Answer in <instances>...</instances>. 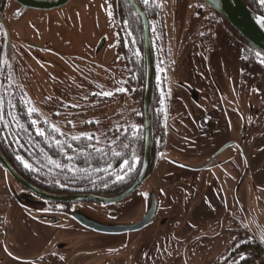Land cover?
Masks as SVG:
<instances>
[{"label": "flooded vegetation", "instance_id": "obj_1", "mask_svg": "<svg viewBox=\"0 0 264 264\" xmlns=\"http://www.w3.org/2000/svg\"><path fill=\"white\" fill-rule=\"evenodd\" d=\"M132 1L140 8L147 22L150 58H148L146 53L143 19L130 0H70L63 6L49 10L26 8L13 0H0V97L3 98V109L4 113H7V118H11L14 112L18 111L19 108L21 109V106L16 104L21 103L23 106L26 104L24 106L26 109L29 107L36 109L34 113H49V116L52 117L51 124L55 128L63 126L64 133L69 138H73L84 131L83 124L87 121L83 120V117L87 112L88 104L96 108L103 107L105 105L103 103L104 99L108 97L119 98V100L115 99L116 101L111 100V102H123L120 98L124 96L123 94L127 89L131 90V92L129 91L130 97L134 101H138L135 95L143 88V109L146 83L150 72L151 94L147 109L150 131V157L145 180L152 171L158 168L166 149L170 148L174 152L181 151V148L187 147L185 149L191 150L193 145L199 144L198 140L201 137L200 133H202L203 128L211 127L212 133L218 139H221L225 133L224 138L229 134L231 107L223 102V100L227 101V97H229L226 90L225 68L220 62V55L214 56L220 48L216 49L217 52L215 50V52L212 51L214 52L213 54L210 52L209 57L206 59L198 58L200 55L197 54L195 49H197L198 45H204L207 41L209 42L207 36L214 38L216 42L218 34H221V36L229 35L231 38H233V35L224 25L222 18L204 2L208 10L203 12L196 10L194 15L195 19H203L201 22L203 25L201 33L203 35H200V37L205 38L199 40V36L194 37L196 33L191 36V31L201 25L197 22L193 26L195 20L193 17L186 19V16H181V22L183 23L182 31L180 32L181 37H184L185 41L187 33L190 35L187 36L186 42L183 43L180 55L172 62L170 48L168 42L164 40L162 31V29H165L166 32L165 19L168 15L166 13L161 14L160 10L156 9L154 2L144 5L142 0ZM252 7L257 13L264 16V3H261V0L252 1ZM175 14L174 10L173 16L176 19ZM83 19H85L84 23ZM154 22L157 23V29L153 24ZM78 29L80 30L79 32H77ZM221 36L219 37L220 43H222ZM236 42L241 47L243 46L240 41L236 40ZM194 47L196 48L194 49ZM198 52L200 53V51ZM262 59H264L262 55L255 58L256 62L264 67V63H261ZM262 74H264V69L257 76H262ZM36 81L46 82V88H41V85H38ZM196 81H198V84L195 83ZM31 82L36 86L34 90L33 85H28ZM121 88L125 89V91H119ZM37 90L43 93V97L50 99L46 107L40 101L32 99L37 95ZM102 92H112L113 95L104 96L101 95ZM184 96L189 101V104L185 102ZM223 97L227 100L223 99ZM173 103L181 106V114L174 109ZM10 104L11 106H9ZM92 111L93 109L91 108L88 112ZM248 111L247 115L238 112L242 137L238 141L233 140L232 142L223 141V138L221 140L223 142L217 149L206 157L204 164L201 165L204 166L203 168L201 166L193 167L185 162L169 159H166V164L183 170L221 168L227 161V159H220L221 154L228 147H233L237 150L242 160L243 168L238 170L239 184H241L250 172L249 157L244 149L246 135L250 129L254 128L251 120L264 113V102L260 107L250 104ZM7 118L5 117V120L0 121V127L3 129L10 128V125L14 126L17 123ZM92 120L98 123L104 119H91L89 121ZM143 121L145 128L144 109ZM19 122L21 126L24 124L22 121ZM115 123H111L110 126L122 125ZM191 127L196 129L195 134L191 133ZM170 129H172V133H170ZM53 132L54 134L57 133L55 130ZM5 133L8 132L5 131ZM212 133H207L209 135L206 137H211ZM12 134L11 137L13 138L14 135ZM5 137H0L1 155L19 177L34 189L42 193L61 196L95 195L89 193L60 194L56 190L51 189L53 183L49 180L45 184L44 182H37L34 176H25L27 172L22 169L21 164H19L20 161L17 159V156H21L25 161L27 160L26 155L23 153L26 147L21 142L22 139L18 138V136L16 139H6ZM3 140L11 143L8 148L3 145ZM176 141L177 146L175 145ZM230 143L233 144L218 153L223 146ZM145 144L146 138L141 168L145 155ZM215 154L217 155L215 156ZM64 156L68 160L69 157L71 159L74 158L76 154ZM213 156L215 158L211 160ZM0 170L3 177L9 176L19 186L15 190V186L12 187L7 183L5 184L6 192L10 195L8 204L12 209L18 207L30 211L25 213L27 222H36V219H40V216L34 214L33 209L47 208L51 211L64 212L68 214V217H76L78 222L85 216L101 224H116L95 219L84 212L82 208L75 207L78 203L94 201H54L20 184L1 163ZM166 172L170 174L171 171L167 170ZM216 195L218 196V194ZM150 197H153L157 203V212L158 200L155 192H152ZM149 204L150 202L148 201L147 207ZM11 213L15 217V212L12 211ZM224 213L226 212L224 211ZM8 214L6 213L7 216ZM224 217H228L227 213ZM3 219L5 220L6 216ZM41 219H45L50 224L58 222V219L45 215ZM81 225L89 229L83 224ZM145 227L141 230L145 229ZM89 231L93 230L89 229ZM223 231L227 236H230V239L217 256L209 259L208 264H218L224 259L227 264H232L229 263L231 262L232 252L236 250L238 244L242 243V240H254L260 248H264V243L245 226L229 227L228 229H223ZM7 233L5 225L1 222L0 251H3V247H5L6 239L4 237L6 235L7 238ZM96 233L111 237H121L120 235H127L130 232L120 234ZM176 249L177 245L170 243L161 253L166 254L169 250L174 251ZM192 249L186 251H191ZM30 251H21V253L26 255ZM83 252L89 253L88 251ZM261 252H263L262 255L264 257V250H261ZM36 254L31 255V257H34L27 259V262L30 261L28 263L32 264H55L58 259L53 253H47L45 256H36ZM174 255L172 253L167 258L173 257L174 261L181 263L182 256L176 258ZM106 264L123 263L121 260H107ZM135 264H140L136 257Z\"/></svg>", "mask_w": 264, "mask_h": 264}, {"label": "rangeland", "instance_id": "obj_2", "mask_svg": "<svg viewBox=\"0 0 264 264\" xmlns=\"http://www.w3.org/2000/svg\"><path fill=\"white\" fill-rule=\"evenodd\" d=\"M153 2L161 14L168 15L165 19L166 32L165 29L162 31L164 40L168 42L170 58L173 62L180 55L181 47L190 35L187 33L185 41L184 37H181L183 26L181 16L195 19L196 10L207 11L209 6L204 4V0H154ZM174 10L177 22L173 16ZM202 21L203 19L194 20L193 26L197 22L201 26L191 31V36L196 33L194 37H200ZM153 24L156 28L157 23ZM227 24L225 21L224 25L233 38L218 34L215 42L214 38L207 36L209 42L198 45L197 49L194 47L201 56L198 58L204 59L209 57L210 52L214 50L217 52L216 49L220 48L214 56L220 55V62L225 68L226 90L229 97L228 100L223 97L228 101L223 100V102L231 107L230 132L226 138L223 137L226 133L218 139L212 133L211 127L203 128L198 140L199 144L193 145L191 150L185 149L187 147L174 152L170 148L166 149L158 168L125 199L111 204L88 202L75 205L82 208L89 216L103 222L133 224L143 217L150 194L155 192L158 208L152 222L140 232H130L127 235H120L121 237L89 231L78 222V218L68 217L64 212L51 211L47 208L33 209L34 214L40 216V219H36V222H27L25 213L30 211L18 207L12 209L8 204L10 195L6 192L5 184L15 186V190L19 186L9 176L3 177L0 170V221L5 225L6 233L8 228L7 238L6 235L4 237L5 247L0 251V264H32L28 263L30 261L27 262V259H31L34 257L31 255L36 253V256L53 253L58 258L55 264H106L107 260H121L123 264H135V257L140 264H208L209 259L217 256L230 239L223 229L236 228L238 225L245 226L264 243V113L251 120L254 128L246 135L244 149L249 157L250 172L241 184H239L238 170L243 168L242 160L233 147H228L221 154L220 159H227L221 168L183 170L166 164V159H169L185 162L193 167L203 165L206 157L223 141H238L242 137L238 112L247 115L250 104L260 107L264 102V74L257 76L262 73L264 67L250 71L243 66L242 47L236 42L237 38L232 27ZM79 31L78 29L77 32ZM204 38L200 37L199 40ZM36 83L41 85V88H46V82L36 81ZM195 83L198 84V81ZM28 85H33V90L36 88L33 82ZM129 91L131 92L127 89L120 98L123 102H111L108 97L104 99L103 107L96 108L88 104L83 120L100 118L104 120L99 121L94 127L86 128L84 133H100L115 122L122 125L135 124L137 101L130 97ZM36 93L37 95L32 99L40 101L46 107L50 99L43 97V93L39 90ZM184 100L189 104L185 96ZM173 106L178 113H182L181 106L176 103H173ZM209 107L211 108L210 105ZM91 108L93 111L88 112ZM40 116L42 115L37 114L35 119L37 123ZM195 132L196 129L192 128L191 133L195 134ZM207 133H212L211 137L207 138L206 136L209 135ZM223 138L224 140L221 141ZM175 145L177 146V141ZM167 170L171 171L170 174L166 172ZM12 211L15 212V217ZM224 211L228 217H224L226 215ZM6 213H9L8 216ZM44 215L58 219V222L50 224L45 219H41ZM4 216H6L5 220ZM170 243H175L177 249L169 250L166 254L161 253ZM191 248H193L191 251H186ZM26 250L31 251L26 255L21 253ZM172 253L176 258L182 256L181 263L174 261L173 257L167 258Z\"/></svg>", "mask_w": 264, "mask_h": 264}, {"label": "trees", "instance_id": "obj_3", "mask_svg": "<svg viewBox=\"0 0 264 264\" xmlns=\"http://www.w3.org/2000/svg\"><path fill=\"white\" fill-rule=\"evenodd\" d=\"M243 1L255 11L252 7V1L254 0ZM223 22L225 21L223 20ZM232 31L235 33L237 40L243 45V66L250 71H256V68L262 69L263 66L257 63L255 58L257 53L262 56H264V53L254 48L235 30ZM143 91L142 88L135 95L138 100L134 116L135 124L109 126L98 134H87L83 131L78 133L79 136L77 137L79 139H73L64 133L63 126L56 127L60 131L54 134V127L51 124L52 117L49 116V113L39 112L38 115L42 116H40L39 122L33 125L32 121L36 119L37 113L30 114L28 109L24 107L26 104L23 106L19 103L16 105L21 106V109L19 108L18 111L14 112L11 118H7V113H4L2 120H5L6 117L8 120L17 123L14 126L10 125V128L3 129L0 127V137L6 136V139H16L18 136L22 139L21 142L26 147L23 153L27 157L26 161L31 165V168H25L19 160L22 169L27 172L25 176H34L37 182H44L45 184L49 180L53 183L52 190H56L60 194L89 193L103 197L116 196L129 188L140 172L145 143L142 109ZM108 99L119 100V98ZM19 121L24 122V124L21 126ZM96 124V121H87L83 124L84 130L94 127ZM37 128L42 129L45 134L43 136L39 135ZM5 131L8 133H5ZM11 133L14 135L13 138ZM88 137H91V139ZM57 140L60 141L59 144H57ZM10 144L9 141L3 140L5 147L8 148ZM67 154H76V156L67 160L64 156ZM52 160H55L61 167L57 168L50 162ZM124 161L129 163L125 164ZM118 176L120 179H117ZM261 250H264V248H260L254 240H242V243L238 244L236 250L232 252L231 262L229 263L258 264L264 260ZM218 264L227 263L224 259Z\"/></svg>", "mask_w": 264, "mask_h": 264}, {"label": "water", "instance_id": "obj_4", "mask_svg": "<svg viewBox=\"0 0 264 264\" xmlns=\"http://www.w3.org/2000/svg\"><path fill=\"white\" fill-rule=\"evenodd\" d=\"M13 1H15L16 3L26 8L49 10V9H55L60 6H63L70 0H13ZM130 1L143 19L144 31H145V41H146V53H147L148 58H150L149 35H148V26H147L146 19L143 13L141 12L140 8L132 0ZM204 1L209 6V8L213 10L215 13H217L222 19H224L233 28V30H235V32L239 36H241L244 40H246L249 44H251L258 51L264 53V23L260 22L261 18L264 17L263 15H260L256 13L255 11H253L252 9H250L243 0H204ZM150 94H151V76L149 72L148 80L146 83L144 102H143L145 129H146V136H145L146 144H145V155H144L143 165H142L140 174L138 178L136 179V181L127 190H125L123 193L117 196L106 198V197H100L96 195H73V196H63L62 195L61 196V195H52V194L42 193L34 189L31 185L26 183L23 179H21L19 175L11 168L9 163L4 159L1 153H0V163L8 171V173L15 180H17L20 184H22L23 186L31 190L38 192L41 196L45 198L52 199L54 201H59V202L89 200V201H94V202H99V203H116L126 198L135 189H137L138 186L141 184V182L144 180L146 173H147L149 157H150V151H149L150 131H149V123H148V117H147V109H148ZM232 144L233 143L223 146L218 151V153H220V151H222L223 149H225L226 147ZM217 154H215V156ZM215 156H213L211 160H213ZM203 167L204 166H201V168ZM149 202L150 204L148 205L147 210L145 214L143 215V217L139 221L133 224H126V225L108 224L106 225V224L98 223L95 220L87 218L85 216H83V219H81L79 222L93 231L106 233V234H120V233H126V232L139 231L145 226H147L155 215L157 203L153 197H150ZM258 264H264V263L260 262Z\"/></svg>", "mask_w": 264, "mask_h": 264}, {"label": "snow or ice", "instance_id": "obj_5", "mask_svg": "<svg viewBox=\"0 0 264 264\" xmlns=\"http://www.w3.org/2000/svg\"><path fill=\"white\" fill-rule=\"evenodd\" d=\"M151 2H153V0H142V3H143L144 5H148V4H150ZM261 3H264V0H261ZM109 15H111V13H109ZM260 22H261V23H264V17L261 18ZM201 35H203V33H201ZM259 55H260V53H257V56H259ZM261 63H264V59L261 60ZM119 91H125V89L121 88V89H119ZM101 95H104V96H111V95H113V93H112V92H102ZM3 103H4L3 98L0 97V120L3 119V115H4ZM161 103H163V101H161ZM9 106H11V104H10ZM35 111H36V109H35L34 107H29V108H28V112H29L30 114H31V113H34ZM9 114H10V113H9ZM32 124H33V125H36V124H37V121H36V120H33V121H32ZM5 126L7 127V125H5ZM53 127H54V130H55V131H57V132L60 131L59 128H55V126H53ZM133 127H134V126H133ZM37 132H38V134L41 135V136H43V135L45 134L44 131H43L42 129H40V128H37ZM88 138L91 139V137H88ZM73 139H79V137H73ZM56 142H57V144L60 143V141H58V140H57ZM129 146H130V145H129ZM17 159L20 160V161L23 163V165H24L25 168H31V165H30L27 161H25L23 157H21V156H17ZM69 159H71V157H69ZM50 162H51L52 164H54L57 168L61 167V165L58 164L55 160H52V161H50ZM124 163H125V164H128L129 162H128V161H124ZM129 167H130V165H129ZM73 170H74V171H79L78 169H73ZM117 179H120V177L118 176ZM61 259H62V258H61ZM242 259H243V258H242Z\"/></svg>", "mask_w": 264, "mask_h": 264}]
</instances>
